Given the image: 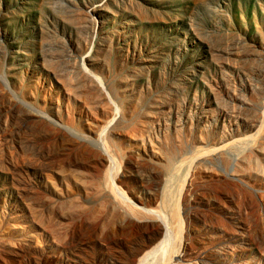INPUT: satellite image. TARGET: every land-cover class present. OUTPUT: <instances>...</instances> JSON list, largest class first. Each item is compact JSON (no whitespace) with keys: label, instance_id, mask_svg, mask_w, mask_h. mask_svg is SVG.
<instances>
[{"label":"rangeland","instance_id":"obj_1","mask_svg":"<svg viewBox=\"0 0 264 264\" xmlns=\"http://www.w3.org/2000/svg\"><path fill=\"white\" fill-rule=\"evenodd\" d=\"M163 189L158 264H264V0H0V264L130 262Z\"/></svg>","mask_w":264,"mask_h":264},{"label":"bare ground","instance_id":"obj_2","mask_svg":"<svg viewBox=\"0 0 264 264\" xmlns=\"http://www.w3.org/2000/svg\"><path fill=\"white\" fill-rule=\"evenodd\" d=\"M205 128H207V126H205ZM229 138H234V137L229 136L227 138V135L224 133L221 139L222 143L231 144L233 147H238L240 145L241 142L240 140L237 139L230 141ZM156 202L161 205L160 209L153 210V209H146L144 207L131 206L130 208H128L129 214H127V216L132 221V223H134V225H136L139 229L145 228L144 230H146L152 228L155 222L150 217L139 216L137 214L139 211L138 209L140 210L142 209L145 210L146 212L156 215L157 219L160 221L161 224L159 225L157 234L152 239H150L148 243L144 245H140L137 248H135L132 261L125 262L122 257L115 254L116 257L110 258L111 264H154V262H157L155 264H158L160 262L162 263V258L164 257L165 254L163 255L164 250L160 248H162L165 242L164 240L165 234L169 231V227H171L170 221L173 218L172 215L174 208L171 203L172 194L168 190L163 189L161 191V194H159V197L156 199ZM59 236H60L59 238H62L61 234ZM159 249L161 251H159ZM167 259L165 260L166 262Z\"/></svg>","mask_w":264,"mask_h":264}]
</instances>
